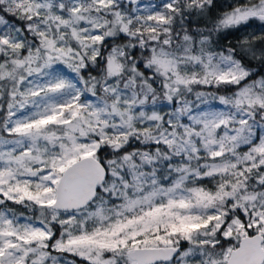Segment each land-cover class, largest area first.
Wrapping results in <instances>:
<instances>
[{
  "label": "snow or ice",
  "instance_id": "snow-or-ice-1",
  "mask_svg": "<svg viewBox=\"0 0 264 264\" xmlns=\"http://www.w3.org/2000/svg\"><path fill=\"white\" fill-rule=\"evenodd\" d=\"M218 7L0 0V264H264V0Z\"/></svg>",
  "mask_w": 264,
  "mask_h": 264
},
{
  "label": "flooded vegetation",
  "instance_id": "flooded-vegetation-1",
  "mask_svg": "<svg viewBox=\"0 0 264 264\" xmlns=\"http://www.w3.org/2000/svg\"><path fill=\"white\" fill-rule=\"evenodd\" d=\"M225 4H227V2H225ZM248 33H256L257 35H259L260 34L259 23L258 22L254 23L251 27H249L245 31L236 32L232 35H229L224 42L235 44L238 40L243 38Z\"/></svg>",
  "mask_w": 264,
  "mask_h": 264
},
{
  "label": "trees",
  "instance_id": "trees-1",
  "mask_svg": "<svg viewBox=\"0 0 264 264\" xmlns=\"http://www.w3.org/2000/svg\"><path fill=\"white\" fill-rule=\"evenodd\" d=\"M146 1V0H145ZM216 4L219 5L220 7H218L216 9L217 12L223 11L224 10V6L227 5L228 3L231 2V0H215ZM225 2H227V4H225ZM193 27H196V24H193ZM253 65L255 66V62H253Z\"/></svg>",
  "mask_w": 264,
  "mask_h": 264
},
{
  "label": "rangeland",
  "instance_id": "rangeland-1",
  "mask_svg": "<svg viewBox=\"0 0 264 264\" xmlns=\"http://www.w3.org/2000/svg\"><path fill=\"white\" fill-rule=\"evenodd\" d=\"M145 2H148V0H146Z\"/></svg>",
  "mask_w": 264,
  "mask_h": 264
}]
</instances>
